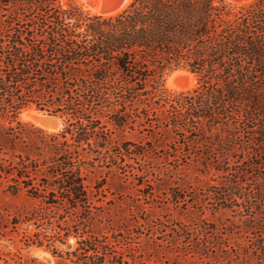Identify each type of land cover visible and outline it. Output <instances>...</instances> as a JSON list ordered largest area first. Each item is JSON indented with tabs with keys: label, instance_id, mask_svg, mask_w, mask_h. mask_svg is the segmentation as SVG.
I'll use <instances>...</instances> for the list:
<instances>
[{
	"label": "trees",
	"instance_id": "16d2710c",
	"mask_svg": "<svg viewBox=\"0 0 264 264\" xmlns=\"http://www.w3.org/2000/svg\"><path fill=\"white\" fill-rule=\"evenodd\" d=\"M62 1L0 0V184L46 205L13 224L35 228L21 242L53 249L74 238L64 253L73 264H142L106 223L89 232L84 176L114 147L113 130L134 127L217 148L205 169L222 178L213 196L237 213L241 237L224 242L205 227L192 249L218 264H264V0H133L112 15ZM180 69L197 86L171 93L166 79ZM31 106L64 117V128L22 122ZM249 160L254 171L241 168ZM245 235L252 253L235 254Z\"/></svg>",
	"mask_w": 264,
	"mask_h": 264
},
{
	"label": "rangeland",
	"instance_id": "374dc122",
	"mask_svg": "<svg viewBox=\"0 0 264 264\" xmlns=\"http://www.w3.org/2000/svg\"><path fill=\"white\" fill-rule=\"evenodd\" d=\"M225 1L241 5L253 0ZM62 3L77 4L91 14L102 15L90 8L94 0H63ZM13 18L3 20L10 22ZM196 86V75L183 69L166 79V88L171 93L189 91ZM20 119L47 133L60 132L65 126L64 117L35 106L25 109ZM112 132L114 147L99 152L89 162V171L84 175L94 212L89 232H101L106 223L108 235L121 240L120 244L115 243L119 251L126 249L128 256L136 253L142 264H218L192 249L205 227L218 226L224 242H228L227 235L235 242L241 237L230 226L237 213L225 209L223 206L229 203L222 205L213 196L221 192L217 184L222 178L213 167L205 169L206 158H212L217 148L194 136L185 139L176 133L172 137L152 135L134 127ZM243 141L247 142L248 137ZM129 149L128 153L124 151ZM251 162L245 161L241 168L247 170ZM44 207L26 193L11 195L0 184V264H73L64 253L74 250V238L69 239L68 245L58 243L55 249L28 247L21 242L23 234L35 228L23 223L16 228L13 224L20 223L26 213ZM251 238L253 235H245L244 243L240 240L241 246L234 248V253H252Z\"/></svg>",
	"mask_w": 264,
	"mask_h": 264
},
{
	"label": "bare ground",
	"instance_id": "6f19581e",
	"mask_svg": "<svg viewBox=\"0 0 264 264\" xmlns=\"http://www.w3.org/2000/svg\"><path fill=\"white\" fill-rule=\"evenodd\" d=\"M87 1V0H86ZM110 1H115V0H94V3H93V6H90V8L92 9L93 12H96V13H99V14H102V15H112V14H115L117 11L120 12V10L122 11V7L125 5V2L127 0H122L121 3L116 6L115 8H113L112 10H107L105 7H104V3H108ZM130 2V0H128L127 4ZM126 4V5H127ZM88 6V5H87ZM118 13V12H117Z\"/></svg>",
	"mask_w": 264,
	"mask_h": 264
},
{
	"label": "water",
	"instance_id": "95a60500",
	"mask_svg": "<svg viewBox=\"0 0 264 264\" xmlns=\"http://www.w3.org/2000/svg\"><path fill=\"white\" fill-rule=\"evenodd\" d=\"M122 0H115V1H110L108 3H104V7L107 9V10H112L113 8H115L116 6H118L120 3H121Z\"/></svg>",
	"mask_w": 264,
	"mask_h": 264
}]
</instances>
